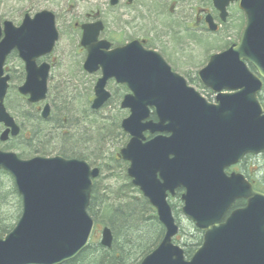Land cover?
Here are the masks:
<instances>
[{
	"label": "water",
	"instance_id": "water-1",
	"mask_svg": "<svg viewBox=\"0 0 264 264\" xmlns=\"http://www.w3.org/2000/svg\"><path fill=\"white\" fill-rule=\"evenodd\" d=\"M210 1L224 22L226 5L236 0ZM239 9L245 17L240 41L211 56L198 72L199 83L216 94L215 104L206 103L157 54L137 42L109 51V44L97 41L100 23L82 27L80 46L87 53L82 68L101 75L90 109L98 111L107 103L110 80L130 91L119 106L129 115L120 124L128 142L118 158L128 164L127 178L164 229L159 245L140 264H264V194L242 175L224 173L246 155L264 154V112L257 100L264 82V0H240ZM57 40L50 12L25 15L19 26L8 21L0 25L1 141L19 133L4 107L6 59L15 53L23 63L18 94L27 97L28 104L44 102L49 66H37L36 61L49 56ZM150 109L155 122L149 120ZM48 114L46 104L42 119ZM145 134L152 138L146 140ZM0 170L11 177L21 202L19 219L0 238V264H64L76 258L94 229L87 208L99 169L78 159L23 161L0 152ZM178 189L183 190L180 213L203 235L189 260L172 243L178 227L167 198ZM237 200H244L245 206L231 210ZM111 243L110 230L103 228L100 246L109 249Z\"/></svg>",
	"mask_w": 264,
	"mask_h": 264
},
{
	"label": "trees",
	"instance_id": "trees-1",
	"mask_svg": "<svg viewBox=\"0 0 264 264\" xmlns=\"http://www.w3.org/2000/svg\"><path fill=\"white\" fill-rule=\"evenodd\" d=\"M162 22L165 25L170 24L167 19ZM12 56L16 57L15 55ZM249 69L255 73L250 66ZM10 78L11 81L17 80L19 83L22 80L21 76H10ZM67 82H74V77L72 76V79L70 78ZM52 94L54 95V92ZM52 94L51 89L48 87L47 99L52 109L47 121L41 120L36 107L29 106L26 102V105H24L21 101H24V99L19 97L20 102L23 104L21 106L25 108L19 119L16 116L17 122L21 125V133L20 137L13 141L9 147L15 151L20 150L21 153L18 156L24 159H27L26 155L28 153L48 157L59 149L57 156L65 159L84 160L91 167L99 169L100 175L93 181L90 204L87 208L88 215L95 224L91 240L76 258L64 264H139L160 243L164 231L149 204L140 196L138 190L133 188L130 180L126 177L127 165L118 159L116 152L108 153L110 148L120 141V138L125 140L121 147L128 140L127 136L120 132L121 130L116 138L113 136V128L120 129L122 118L118 126H116V122L103 126L96 124V121L93 120L94 117L88 118L98 113L88 110L89 107L86 104L89 98L84 99L82 103L79 102L73 105L71 103L72 96H69V100H67L66 97H60V92H55V96H52ZM112 97L114 96L112 95L110 99ZM258 100L264 107V92H261ZM108 103H110V100L106 105ZM82 104H84V108L80 111ZM19 120L24 124L22 125ZM78 120H81L82 124L84 122L89 124L86 125L87 129L82 131L81 128L80 130ZM22 127H26L28 132L23 133ZM41 139H45V143L50 145V150L39 149L37 143ZM114 139L117 140L114 141ZM82 143H85L83 150ZM260 157L264 160V155ZM249 159L250 157H247L244 160L246 161L245 166H243L244 176L252 183L255 190L264 193V179L262 181L253 179L256 176V170L254 168L250 169ZM180 192L177 193L178 202ZM9 199L12 202L15 200V208L11 206V211L5 208L9 204ZM241 204L238 202L236 206L240 207ZM170 206L174 215L175 208L173 205ZM20 211V200L10 177L0 172V238L8 234L13 228L20 216ZM175 220L179 227L176 218ZM101 228H108L111 232L112 243L109 249H105L99 244V237L97 236ZM197 233L193 230V234ZM177 237L175 244H178ZM191 240L190 242L184 240L182 246L186 259L201 244V237L197 241L196 239Z\"/></svg>",
	"mask_w": 264,
	"mask_h": 264
},
{
	"label": "rangeland",
	"instance_id": "rangeland-1",
	"mask_svg": "<svg viewBox=\"0 0 264 264\" xmlns=\"http://www.w3.org/2000/svg\"><path fill=\"white\" fill-rule=\"evenodd\" d=\"M141 2L142 0H138V3ZM138 3L135 5V7L138 5ZM42 10L50 11L57 17L56 27L59 33L60 31L63 33V36L60 37L51 57L53 64V69L50 73L49 80V88L51 89V94L52 92H54V95L52 94V96H55V92H60V97H66L67 100H69V96H72L71 103L73 105L79 102L82 103L84 99L89 98L86 105L89 107L88 110L91 111L90 102L93 98L92 88L99 75H89L82 70L83 54H81L80 51L79 54H76L78 49V32H73L70 27L75 23L79 24L81 22H84L85 15L96 13V11H99L100 19L104 22L106 29L104 33L105 37L113 38L112 42L118 40V42H121L120 44H122L126 40L125 37H123L122 35L120 36L116 32V26L124 25L126 23V20H131L132 17L129 19H125V17H123L122 15L123 12H116L117 10H114V12H112V9L108 6V0H0V21H9L16 26L20 23L23 13L29 12L28 14L30 16H33ZM92 10H94V12H90ZM177 13L179 14L180 12ZM134 25L136 29H134L132 32H129L128 34L134 37H144L146 27H149L148 23L136 22ZM225 26L226 27L219 34V36H215L214 39L207 38L204 41L197 40V42L199 43H193V45H191L190 43L188 44L187 48H184L185 52H183L179 47L177 49L174 48L173 44L172 47L163 45L168 53L176 52L179 55H185L184 60H186V62L177 60V57L172 60V65L176 73L182 76V73L189 72L190 77L194 78L195 73L206 64V58L208 55L221 51L224 47L225 42H236L242 28L241 21L238 22L231 19L227 21ZM157 46L161 47L162 45L157 44ZM20 65V62L14 56H10L7 59L6 68L10 75L13 77H17L19 76V74H21L19 69ZM72 76L74 77V82H67L70 78L72 79ZM182 77L185 78L184 76ZM19 85L20 83L17 80L10 82V89L7 94L6 105L8 113L14 117L17 116L18 119L20 118L21 112L25 110V108L22 107L23 104L26 105L25 100H21L23 104L20 102V96L16 92V88ZM189 85L200 92L195 85L191 83ZM106 89L112 94L113 92L114 94L116 93L115 85L112 82L107 84ZM79 92L80 94L77 95V93ZM47 103L51 106L48 99ZM80 108V111H82L84 108V104H82ZM97 112L98 113L95 114V116H89L88 118L94 117V122L96 121V124H100L102 126L107 124L109 125L114 122H116L115 124L116 126H118L121 118L123 119L128 115L125 110H121L119 108V99L116 95H114V97L110 99V103H108V105H105ZM21 123L22 125L24 124V122L22 121ZM78 123L80 130L82 128V131L84 129H87L86 125H89L85 122L82 124L81 120H78ZM113 129V136L116 138L119 135V131L121 129L117 130L116 127H114ZM22 130L23 133L28 132L26 127H22ZM80 132L78 133L80 134ZM116 140L117 139H114V141ZM45 142V139H41L38 141V143H36L39 149L50 150V145ZM109 143L111 144V142ZM124 143L125 140L120 138L119 142H117L116 144L113 143L114 145L110 148L108 153H117L118 149ZM82 144L83 150V146L85 145V143ZM34 147L36 146L34 145ZM58 150L59 149H57V152L52 153L48 157L57 155ZM16 153L20 154L21 151L16 150ZM30 154L28 153L26 157L30 158L32 156H37ZM248 164H251L250 169L254 168V170H256V176L253 179L255 181H262V179H264V160L260 156L250 157V159L248 160ZM8 203L9 204H7V206L5 207L8 211H11V206L15 208V200H13L12 202L11 199H9ZM170 204L175 208L174 215L180 227V231L178 233L179 236L177 237V243L178 246L183 249L182 246L184 244V240L186 242H190L192 241L191 239H196L197 241L199 240V237H201V233L198 232L197 234H193V230L196 231V229L194 228L192 222L184 218V216L180 213V203L178 202V198L172 199ZM197 248H199V246ZM197 248H195L194 250H196Z\"/></svg>",
	"mask_w": 264,
	"mask_h": 264
},
{
	"label": "flooded vegetation",
	"instance_id": "flooded-vegetation-1",
	"mask_svg": "<svg viewBox=\"0 0 264 264\" xmlns=\"http://www.w3.org/2000/svg\"><path fill=\"white\" fill-rule=\"evenodd\" d=\"M112 1H114V3H112ZM239 1L240 0L229 2L226 5V7L224 9V12H226V18H225V21L223 22L220 19V11L217 10V8L214 6L212 1H210V0H142L141 3H138V0H108V6H109V8L112 9V12H114V10H117L116 12H118V11L123 12L122 15H123V17H125V19H129L132 17L131 20H126V23L124 25L116 26V32L120 36L122 35L123 37H125L126 41L124 43L120 44L121 42H118V40H116V41H114L115 42L114 43V42H112L113 38L105 37L104 33H105L106 29H105L104 22L101 21V19H100L99 11H96V13H91V14L85 15L84 22H81L79 24L75 23L73 26L70 27L73 32H78V47H77L78 49H77L76 54H79V51H80L81 54H83V61L87 55L86 51L82 47H80V44H79L81 37H82V34H83L82 27L87 26V25H94L96 23H100L102 26V30L98 33L97 41L98 42H106L107 44H109V49H108L109 51L115 50V49H121L124 46H126L132 42H137L143 50L157 54L164 61V63L170 68L172 73L180 76L174 70V67L172 65V60L175 57H177L176 58L177 60L186 62V60H184L185 55L182 56L176 52L175 53H168V51H166V49L163 47V45L168 46V47H172V44H173L174 48L177 49L179 47L183 52H185L184 48H187L188 44H190V43H191V45H193V43H199V42H197V40H203L204 41L207 38L214 39L215 36H219V34L226 27L225 25H226L228 20L232 19V20L238 21V22L241 21L242 28H241V32H240L239 37L236 40V42H229V43L225 42L226 45L224 43L223 49L217 53L225 51L232 44L238 43L240 36H241V33H242V30L245 26V17L243 15L242 11L239 9ZM137 3H138V5L135 7V5ZM43 11L50 12L47 10H42L40 12H43ZM90 12H94V10H92ZM177 12H180V13L178 14ZM27 13H29V12H25L24 14H27ZM54 18H55V23H56L57 17L55 15H54ZM165 19L169 20L170 24L165 25L162 22ZM208 21H211L212 25L215 27L214 30L211 29L210 25L208 24ZM2 22L3 21H0V24H2ZM136 22H139V23L147 22L148 23L149 27H146L144 37H134V36H131L128 34L129 32H132L134 29H136V27L134 25ZM132 25H134V26H132ZM58 35H59V38H58V41H59L60 37L63 36V33L60 31V33L58 32ZM57 43H56V46H57ZM157 44H160L162 46L159 47V46H157ZM217 53H214V54H217ZM214 54L207 56L206 63L208 62V59L210 58V56H212ZM51 57L52 56H47V57H43V58L38 59L36 61L37 66L41 65L42 63H46L49 66V72L51 73L52 69H53ZM181 58H183V59H181ZM17 60L21 64L20 68H19L21 74H19V76H21V78H22L21 83H20V84H22L24 81V75H25L24 74V66H23V63L18 58H17ZM6 62L7 61H5L3 68H2L3 69V76H5L7 74L9 76V79H10L9 83H10L11 82V78H10L11 75L6 68ZM198 71L195 73L194 78L190 77L189 72L181 74L186 79L183 78L182 76H180V77L182 79H184L186 85L188 87L194 89L200 95V97L205 100L206 103L213 104V103H215L214 102L215 95L200 85V83L198 81ZM95 74L99 75L98 78L100 77L99 72H96ZM49 79H50V76L48 77V81H49ZM97 79H96V81H97ZM186 80L188 81L189 84L191 83V84L195 85L200 92H198L195 88L190 86ZM110 82H112L115 85V89H116L115 92L117 94L116 93L114 94V92L112 94L111 92H109L106 89L107 84ZM108 83L106 84L105 89L110 93V96L116 95L119 97V105H120V102L122 101L124 96L128 95L130 93V91L124 85L117 84L114 81H109ZM48 87H49V83H48ZM92 90H93V88H92ZM21 98H23V97H21ZM23 99L25 100L27 105L36 107V109L38 111V115L42 121H47L49 119V116L51 113L50 105H49V114H48L47 118L42 119L41 112H42L44 103L40 102L37 104H28L26 98H23ZM5 100H6V97L4 99V105L6 102ZM125 111L127 112L128 110H125ZM150 111L152 113L150 115L149 120L155 122L156 118L153 115V110L150 109ZM12 117H13L16 125L19 128V133L15 137H11L10 135H7V137L4 141L0 140V152H4V153H14L15 152L16 153V151L13 150L11 147H9V145H12V142L15 141L18 137H20L21 125L17 122L16 117H14V116H12ZM4 131H5L4 125L0 124V137ZM145 138H146V140H149L152 137L149 136L148 134H145ZM16 155H17V157H19L17 153H16ZM247 157H252V156L244 157L238 164L227 169L226 174L230 175L231 173H237V174L242 175L245 178V176H244L245 170H244L243 166H245L246 161H244V160H246ZM0 172H2V171H0ZM178 191H181V190L180 189L176 190L173 197H171V196L168 197L169 205H171L170 203H171L172 199L178 198L177 197ZM181 194H182V191L180 192L179 197L181 196ZM238 202L242 203L239 208H241L245 205L244 200H237L235 202L234 206L232 207V209L237 208L236 204ZM228 213H227V215H228ZM196 231L199 232L198 230H196ZM199 233H201V238H202V232H199Z\"/></svg>",
	"mask_w": 264,
	"mask_h": 264
}]
</instances>
